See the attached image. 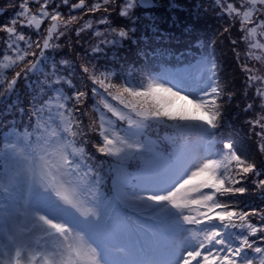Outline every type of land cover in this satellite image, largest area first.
<instances>
[{
    "label": "snow or ice",
    "instance_id": "1",
    "mask_svg": "<svg viewBox=\"0 0 264 264\" xmlns=\"http://www.w3.org/2000/svg\"><path fill=\"white\" fill-rule=\"evenodd\" d=\"M0 104V264H264V0H0Z\"/></svg>",
    "mask_w": 264,
    "mask_h": 264
},
{
    "label": "rangeland",
    "instance_id": "2",
    "mask_svg": "<svg viewBox=\"0 0 264 264\" xmlns=\"http://www.w3.org/2000/svg\"><path fill=\"white\" fill-rule=\"evenodd\" d=\"M145 51L146 54L151 55V46H146ZM120 55L124 58H134V52L131 51L125 52L122 50ZM157 55H162L164 59H168L173 64H175L188 58L191 53L182 50H176L173 51L170 56L168 53L165 54V52H158ZM26 118L27 117H24V119ZM14 119L17 121L21 119L20 114L14 108L9 112H5L4 105L0 104V123L13 121ZM161 132H164V130L161 129ZM0 180L4 182V185L0 186V193L3 199V204L5 205V208H0V214H2L1 217H3V220H0V229H4L7 232H11L13 230V225L19 222V220L21 219L18 209H22L24 206L23 190L25 185V178L23 176L18 177V182L16 184H13L8 191H4V187H6L8 184V175L5 170V167L0 166ZM5 196H9V198L5 199ZM247 199L254 200L255 198L249 197ZM36 208L42 211V209H39L38 206ZM0 240H3L6 246L4 249H0V259L7 258V256L11 252V248L7 245V239L5 237L4 232H0Z\"/></svg>",
    "mask_w": 264,
    "mask_h": 264
},
{
    "label": "trees",
    "instance_id": "3",
    "mask_svg": "<svg viewBox=\"0 0 264 264\" xmlns=\"http://www.w3.org/2000/svg\"><path fill=\"white\" fill-rule=\"evenodd\" d=\"M165 54H167L166 52H165ZM161 134H163V132H161ZM1 220V219H0Z\"/></svg>",
    "mask_w": 264,
    "mask_h": 264
}]
</instances>
